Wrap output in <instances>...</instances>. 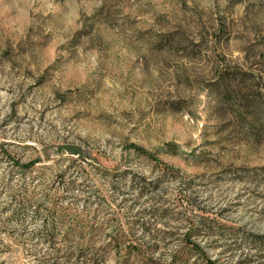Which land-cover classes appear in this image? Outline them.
<instances>
[{
    "label": "rangeland",
    "instance_id": "374dc122",
    "mask_svg": "<svg viewBox=\"0 0 264 264\" xmlns=\"http://www.w3.org/2000/svg\"><path fill=\"white\" fill-rule=\"evenodd\" d=\"M117 237L264 264V0H0V264Z\"/></svg>",
    "mask_w": 264,
    "mask_h": 264
},
{
    "label": "trees",
    "instance_id": "16d2710c",
    "mask_svg": "<svg viewBox=\"0 0 264 264\" xmlns=\"http://www.w3.org/2000/svg\"><path fill=\"white\" fill-rule=\"evenodd\" d=\"M57 152H62V151H67L69 154L71 155H80L81 150L77 149V148H72V147H68V148H62V147H58L55 149ZM137 150L148 157H154L153 154H151L149 151L143 149V148H137ZM155 159V158H154ZM157 160V159H155ZM36 162H31L29 164L23 165V168H30L33 165H35ZM44 237L48 238H44L45 241L48 242H52L54 243V241L50 235H45ZM49 237H51V239L49 240ZM123 243V238L122 237H117L115 238V246L114 249L116 250L119 256V264L121 262V264H128L130 259L132 257H136L139 258L141 257L140 253H137L135 255H133L132 252H127L126 254L122 255V248L121 245ZM111 243L106 245V248L111 247ZM123 251V250H122ZM99 250L95 249V241L93 238H84L83 241L81 243L78 244L77 248L75 249L74 253H69L66 255V264L68 262H70L72 259H74L75 263L74 264H99V259H100V255H99ZM74 254V257H73ZM54 264H59L58 262L54 263Z\"/></svg>",
    "mask_w": 264,
    "mask_h": 264
}]
</instances>
